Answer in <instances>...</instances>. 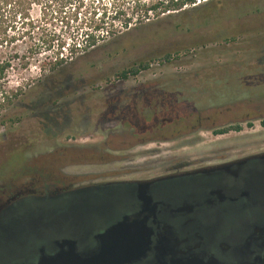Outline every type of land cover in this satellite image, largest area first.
Instances as JSON below:
<instances>
[{"label":"rangeland","instance_id":"374dc122","mask_svg":"<svg viewBox=\"0 0 264 264\" xmlns=\"http://www.w3.org/2000/svg\"><path fill=\"white\" fill-rule=\"evenodd\" d=\"M241 2L224 0L223 5L212 4L203 11L202 5H199L185 9L181 14L131 24L126 30L115 27L113 35L99 38L93 48L78 52L54 71L46 65L52 58L51 53L30 57L26 51L29 47L39 45L43 39H53L65 43L60 52L65 57L73 42L69 36L74 35L73 29L79 27V21L75 25L69 24L68 32L60 28L57 19L49 14L51 8L45 7L42 14L39 5H32L28 21L33 30L27 32L24 26L26 22L16 20L13 29H7L5 34L13 37L14 42L6 46L3 44L0 48V60H9L11 63L4 74V87L6 90H20V96L15 102L0 109V120L4 123L0 128V185L9 188L23 186L42 193L41 196H54L97 184L142 179L146 177V167L164 163L174 157L192 156L218 147L246 144L256 138L264 139V120L261 124L251 122L249 127L241 124L238 135L230 133L224 137H214L212 134L210 129L226 125L231 117L230 112L226 113L227 109L238 115L241 109L245 112H258L264 107V86L260 91L256 84L248 82L235 71L227 72V69L224 70L223 78L211 89L213 92L203 95L200 100L202 103L189 102L193 116L169 128L159 130L155 127L151 128V133L140 135L136 128L129 129L115 120L104 118L107 107V111L119 107L110 106L112 103L121 101L120 105H127L129 98L147 91L153 92L152 95L158 98L165 94L172 98L180 96L177 95L179 81H183L188 73L212 66L228 67L234 62L244 63L249 54L247 47L250 37L234 35L233 41L225 43L224 40L232 36L227 28L232 25L229 18L236 16L237 13L233 12L239 11V8L244 9V6V16L263 12L264 0ZM112 4L113 7L121 5L123 9L131 5L128 0H112ZM100 7L109 9L106 1L99 0L96 3L95 0H85L77 18L82 20L90 9L99 10ZM221 7L228 12H217ZM205 11L207 14L204 16ZM218 14H224L220 22ZM256 21L237 20V29L257 33L255 39L260 41L264 37V13L259 14ZM21 23H24L22 28ZM221 26L227 30H220ZM205 30L209 35L205 34ZM25 31L27 34L23 35ZM195 33H198L197 40L209 39L205 48H200L199 44L191 46L198 43L192 38ZM219 33V36H213ZM77 41L81 49V39L77 37ZM185 50L191 51L185 54ZM177 51L181 53L169 65L152 64L147 72L135 79L124 83L115 81V74L122 70ZM14 54L16 60L13 59ZM21 62L27 63L26 69L19 67ZM218 91L221 93L217 94ZM248 99L257 102L252 106H241L239 102ZM141 105H144L143 102ZM89 108H92V114L86 113ZM54 114L61 116V119L55 120ZM166 114L167 110L164 109L163 115ZM197 117H208L209 124L201 122L203 129L171 138L182 131L185 125L195 126ZM44 119L51 123L55 120V125L40 131V123ZM212 122L215 126H211ZM153 134H158V137L153 138ZM141 138H149L152 143L141 144ZM56 190L59 192L56 193ZM92 194L91 190H80L76 198L92 197ZM107 199L108 196H105L98 202L80 204L77 211L101 217ZM60 201L44 198L36 205L63 207L64 202ZM48 230V225L37 224L15 232L13 238H8L4 233L0 235V249L29 244L35 235Z\"/></svg>","mask_w":264,"mask_h":264},{"label":"flooded vegetation","instance_id":"af4514ba","mask_svg":"<svg viewBox=\"0 0 264 264\" xmlns=\"http://www.w3.org/2000/svg\"><path fill=\"white\" fill-rule=\"evenodd\" d=\"M255 102L239 103L252 106ZM229 112L226 125L211 127V132L241 124L249 127L251 122L261 124L264 120V107L258 112L241 109L238 115L227 109ZM196 120L195 126L185 125L171 138L203 129L201 122L209 124L208 117ZM230 133L238 135L240 128L214 137ZM156 137L158 134H153ZM256 139L174 157L146 167L142 179L97 184L54 196H41L23 186L0 185V235L13 238L15 232L37 224L49 229L35 235L29 244L0 249V264H36L40 256L56 254V244L62 240L75 242L74 254L91 251L94 236L142 211L148 251L133 264H264V139ZM139 140L145 145L152 143L149 138ZM87 189L93 191L92 197L76 198L77 192ZM105 196L108 199L101 217L77 211L80 204L98 202ZM44 198L61 199L64 206L36 205Z\"/></svg>","mask_w":264,"mask_h":264},{"label":"trees","instance_id":"16d2710c","mask_svg":"<svg viewBox=\"0 0 264 264\" xmlns=\"http://www.w3.org/2000/svg\"><path fill=\"white\" fill-rule=\"evenodd\" d=\"M84 1L85 0H0V48L3 44L6 46L14 42L15 39L13 37H7L5 34L7 29H13V25L15 24L16 20L26 22L24 26L27 27V32L33 30V27L28 21V13L32 5H39L42 9V14H44L45 7L48 9L51 8L49 14L57 19L60 28H63L68 32L70 31L69 24L75 25L77 21H79V27H74L73 29L74 35H68L73 42L70 43L71 48L67 50L68 53L65 57H63L60 53L65 43H58L53 39H43L40 41L39 45L29 47L27 49L26 52L30 57L37 56L40 53L45 52L51 53L52 58L46 65L48 69L54 71L63 64H66L68 59H71L78 52H84L93 48L98 42V34L101 32H104L107 36H111L115 32V27L126 30L131 24H140L149 20L150 18H159L179 13L181 14L184 13L185 9H192L199 5H202L203 11V9L212 6V4L223 5L224 0H148L147 2L145 0H128L131 4L128 9H123L121 5L113 7L112 0H103L106 1V4L109 6L108 10H106L105 7H100L99 10L90 9L86 13V16L83 17L82 20H79L77 18L78 12L82 8ZM246 1L247 0H242L243 3ZM95 2L97 3L99 0H95ZM109 2L111 4H109ZM221 8L222 9L219 10L217 9V12H228L227 10H223V7ZM243 8L246 9L245 6ZM239 9V11L233 12L237 13L236 16L230 17V15L227 13V15L230 17V23L232 24L227 27L228 33L232 36L227 40L225 39L224 42L228 44V42L233 41L234 35H244L250 37L248 41L249 47H247L249 54L246 55V61L244 63L236 64L234 62V64H231L232 67H226V65L212 66L208 69H199L192 73H188L183 77V81H179L180 88L178 87L179 92L177 95L180 94V96L172 98L170 96H166L165 94L161 98H158L157 96L155 97L152 95L153 92L147 91L146 93L135 95L129 98V102H126L127 105H120L121 101L115 102L114 104L112 103L110 106L119 105V107H116L113 109V111H107V107L104 118L106 117L110 121L115 120L121 126L127 127L129 129L134 128L135 130L136 128L138 129L140 135L151 133V128L155 127L159 130L165 127L169 128L173 124L181 123L188 117H192L193 114L191 112V106L188 105L189 102L191 103V101H196L197 103H202L200 100L203 98V95L213 92L211 89H214V85L216 86L215 83L220 81L221 77L223 78L225 74L224 70L227 69V72L230 73V69L232 68L233 70V66L234 71L237 72L240 77L243 76V78H246L248 82H253L257 87H259L261 91L264 86V37L262 40L258 41L255 39L257 33H254L253 31L247 33L238 30L236 21H239L240 19H246L248 21H254V23H257L256 20L258 15L264 13V11L260 13H253L250 16H244V9ZM204 13L205 16L207 12L205 11ZM218 15H220V22L222 20L221 15L223 16L224 14ZM205 20H208L207 17ZM23 24L24 23H21V28ZM220 28V30L223 28L226 29L225 26H221ZM204 32L205 34H208L206 30ZM25 34H27L26 31L23 33V35ZM197 34L198 33L193 34L192 38H194L195 42L197 41L198 43H194V45L191 46L194 47L195 45L199 44V46H201L200 48L203 49L205 48V44L209 42V39L199 38V40H197ZM219 35L220 33L217 35L213 34V36ZM263 35L264 31L262 30V36ZM77 37L81 39V49L76 43L78 42ZM189 51L191 50H185L183 53L187 54ZM179 53L181 52L177 51L171 54H165L158 59L148 60L131 66L116 73L115 81L117 83H124L129 79H135L140 74L147 72L152 64H157L158 66L169 65L177 58ZM12 56L13 59L16 60V55L14 54ZM10 66L11 63L9 60H0V109H2L4 106L7 107L12 102H15L20 96L19 89L6 90L4 87V74L10 68ZM19 67L26 69L27 63L21 62ZM222 70L224 71L223 73L221 72ZM244 72H246V74H244ZM257 72L263 76L260 77ZM257 81L258 83H255ZM219 93L221 92L218 91L217 94ZM196 94L200 96L198 97ZM174 98H179V100L176 101ZM196 98H198V100H195ZM141 102H143L144 105L139 106ZM164 109L167 110V114L165 116L163 115ZM92 112V108H89L86 111L87 114H92ZM58 118L61 119V116H55L54 114V119L57 120ZM55 120H52L51 123L49 121L46 122V119H44L42 123H40L41 128L39 130L41 131L42 129L44 131L47 126L55 125ZM3 124V121L0 120V128L3 126ZM238 130V127H225L212 133L213 135H222L229 131L236 132Z\"/></svg>","mask_w":264,"mask_h":264},{"label":"water","instance_id":"95a60500","mask_svg":"<svg viewBox=\"0 0 264 264\" xmlns=\"http://www.w3.org/2000/svg\"><path fill=\"white\" fill-rule=\"evenodd\" d=\"M143 211L123 217L102 233L93 237V250L74 254L75 242L62 240L56 244L53 256H40L36 264H133L145 257L149 239L145 230ZM63 247L65 249H63ZM163 252V250H162Z\"/></svg>","mask_w":264,"mask_h":264},{"label":"built area","instance_id":"2783aa9c","mask_svg":"<svg viewBox=\"0 0 264 264\" xmlns=\"http://www.w3.org/2000/svg\"><path fill=\"white\" fill-rule=\"evenodd\" d=\"M99 36V38H104V37H107V35L104 33V32H101V33H99L98 34ZM77 47V46H76ZM69 60V59H68Z\"/></svg>","mask_w":264,"mask_h":264}]
</instances>
